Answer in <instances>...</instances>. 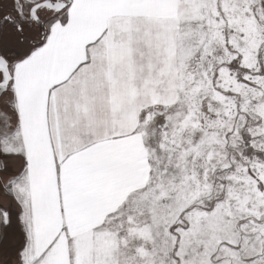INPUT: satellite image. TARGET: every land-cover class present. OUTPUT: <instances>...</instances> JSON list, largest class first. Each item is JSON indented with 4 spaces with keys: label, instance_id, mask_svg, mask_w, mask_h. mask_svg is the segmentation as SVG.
Returning a JSON list of instances; mask_svg holds the SVG:
<instances>
[{
    "label": "snow or ice",
    "instance_id": "1",
    "mask_svg": "<svg viewBox=\"0 0 264 264\" xmlns=\"http://www.w3.org/2000/svg\"><path fill=\"white\" fill-rule=\"evenodd\" d=\"M0 264H264V0H0Z\"/></svg>",
    "mask_w": 264,
    "mask_h": 264
}]
</instances>
